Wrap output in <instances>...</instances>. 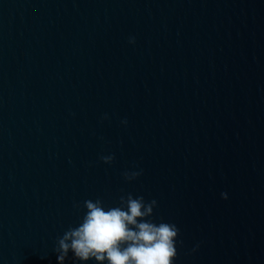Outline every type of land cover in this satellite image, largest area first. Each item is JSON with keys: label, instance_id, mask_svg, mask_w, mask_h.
<instances>
[{"label": "clouds", "instance_id": "1", "mask_svg": "<svg viewBox=\"0 0 264 264\" xmlns=\"http://www.w3.org/2000/svg\"><path fill=\"white\" fill-rule=\"evenodd\" d=\"M101 159L110 163L113 157ZM124 175L131 180L140 173ZM221 197L227 199V193H221ZM156 204L155 200L145 202L143 196L134 198L131 194L121 196L116 207H105L101 199L84 200L86 211L81 222L70 226L57 240L54 251L59 264L69 252L79 261L94 259L98 264H173L179 229L175 224H157L150 219Z\"/></svg>", "mask_w": 264, "mask_h": 264}]
</instances>
